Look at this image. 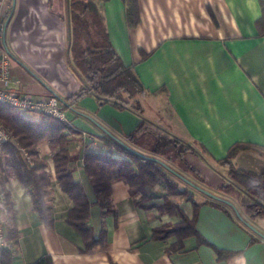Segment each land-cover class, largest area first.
Here are the masks:
<instances>
[{
	"label": "crops",
	"instance_id": "obj_1",
	"mask_svg": "<svg viewBox=\"0 0 264 264\" xmlns=\"http://www.w3.org/2000/svg\"><path fill=\"white\" fill-rule=\"evenodd\" d=\"M9 2L11 89L35 99L55 95L68 105L71 170L91 203L88 225L99 243L86 251L82 235L67 222L74 202L57 182L50 145L41 142L52 181V225L41 221L31 193L16 178H2L4 219L10 230L8 197L18 244L0 264H35L46 256L53 264H264V217H249L236 194L224 192L228 170L216 164L244 145L236 168L264 173V0H140L134 28L123 0L99 3L117 54L146 89L144 117L193 145L216 168L189 156L198 184L187 181L201 190L189 185L187 197L171 198L158 185L146 202L110 176L108 207L97 199L84 155L110 153V136L130 145L127 137L140 118L92 95L75 99L83 83L67 61V0ZM166 200L178 210H167ZM184 217L194 225L191 235H156L179 227Z\"/></svg>",
	"mask_w": 264,
	"mask_h": 264
},
{
	"label": "trees",
	"instance_id": "obj_2",
	"mask_svg": "<svg viewBox=\"0 0 264 264\" xmlns=\"http://www.w3.org/2000/svg\"><path fill=\"white\" fill-rule=\"evenodd\" d=\"M106 1L108 0H67V61L83 83L75 99L92 95L100 103H111L122 110L133 112L140 118V123L127 137L130 145L110 136L105 139L110 153L89 151L84 155L85 169L97 199L101 206L108 207L112 192L110 176L124 181L129 186L131 195L139 197L140 202L149 200V189L158 185L164 186L171 197H187L189 191L181 189L171 176L190 186L192 184L179 175L169 162H175L181 170L196 175L195 169L186 160L187 155H191L203 160L215 171L216 168L193 145L171 135L144 117L140 99L146 95V89L134 69L124 64L110 40L105 17L99 6V3ZM139 1L123 0L130 28L140 23ZM35 116L37 117L26 120L10 107L0 105V121L13 137L12 141L0 148L3 182L5 177L16 178L31 193L34 209L41 221L52 225V181L47 171L48 163L40 157L38 149L41 142H47L53 152L57 182L74 202L67 222L79 231L86 251H90L99 241L94 238L88 225L91 203L82 185L73 178L71 164L74 158L69 150L71 139L68 127L47 115ZM246 148L244 145H235L228 156L216 161V164L228 170V183L223 187L224 192L235 193L249 217L262 218L264 173L242 171L234 164V158ZM241 195L248 199H242ZM211 197L219 203L232 205ZM165 207L171 212L178 210L169 200H166ZM6 208L10 218L7 235L9 246L0 247V261L5 255H11L18 244V232L13 224V211L8 197ZM193 228V223L184 217L183 224L179 227L167 232H157L156 235H161L163 239L174 234L189 236L193 233ZM35 264H53V261L46 256Z\"/></svg>",
	"mask_w": 264,
	"mask_h": 264
},
{
	"label": "built area",
	"instance_id": "obj_3",
	"mask_svg": "<svg viewBox=\"0 0 264 264\" xmlns=\"http://www.w3.org/2000/svg\"><path fill=\"white\" fill-rule=\"evenodd\" d=\"M12 16V5L9 0H0V105L10 107L16 114H43L67 124V104L55 95L35 99L29 94H23L11 89V69L13 57L6 43L8 23ZM12 134L0 122V148L12 141ZM26 158L30 157L25 152ZM3 170L0 169V182ZM6 213L4 200L0 194V247H8L7 235L9 225L4 219Z\"/></svg>",
	"mask_w": 264,
	"mask_h": 264
},
{
	"label": "rangeland",
	"instance_id": "obj_4",
	"mask_svg": "<svg viewBox=\"0 0 264 264\" xmlns=\"http://www.w3.org/2000/svg\"><path fill=\"white\" fill-rule=\"evenodd\" d=\"M139 3H140V1H139ZM139 9H140V5H139ZM189 156H191V155H187L188 158H189ZM169 164H170L171 167H173V168L176 170V172L179 173L184 179L189 180V181H191V182H193V183H197V184H198V180H197V178H196L191 172L181 170V169L177 166V164H176L175 162H169ZM171 177H172V178L178 183V185L180 186L181 189L185 188V189H190V190H191L190 186H189L185 181H183V180H181V179H179V178H176V177H174V176H171ZM241 196H242L241 198L244 199V200H247V199H248L245 195H241ZM170 197H171V196H170ZM171 198H172V197H171ZM173 198H174V197H173ZM239 205H240V206L242 205L240 201H239ZM239 216H240V215H239Z\"/></svg>",
	"mask_w": 264,
	"mask_h": 264
},
{
	"label": "water",
	"instance_id": "obj_5",
	"mask_svg": "<svg viewBox=\"0 0 264 264\" xmlns=\"http://www.w3.org/2000/svg\"><path fill=\"white\" fill-rule=\"evenodd\" d=\"M192 186L196 187V186H195V185H193V184H192ZM196 188H197V189H200L199 187H196ZM200 190H201V189H200ZM210 195H211V194H210ZM214 198H216V197H214Z\"/></svg>",
	"mask_w": 264,
	"mask_h": 264
}]
</instances>
